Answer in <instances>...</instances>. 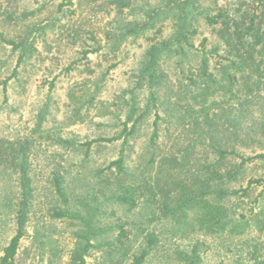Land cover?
I'll use <instances>...</instances> for the list:
<instances>
[{"label":"trees","instance_id":"trees-1","mask_svg":"<svg viewBox=\"0 0 264 264\" xmlns=\"http://www.w3.org/2000/svg\"><path fill=\"white\" fill-rule=\"evenodd\" d=\"M14 1L0 0V21L17 26L13 33L0 31V52H6L0 57V71L9 72L0 81L4 103L9 80L20 82L23 72L34 68L41 54L39 43L49 51V33L56 31L61 37L68 36L72 44L79 40L78 52L84 59L79 64L85 76L67 93L69 123L85 121L94 109L117 129L110 137L80 144L71 137L54 135V144L72 152L84 146L85 160L92 143L120 140L116 157L93 173L101 198L93 195L92 201H82L83 213L69 210L61 173L55 171L48 179L63 203L52 215L77 219L82 225L69 264H86L92 248L125 249L123 225H118L113 240L92 241L109 232L110 227L101 222L103 206L109 201L128 208L143 203L150 220L163 222L180 239L200 235L215 240L231 251V264H264L262 243H253L249 236L264 232V202L258 199L262 191L254 193L264 181L250 177L242 184L250 162L264 163V0H251L234 12L221 6L201 7L199 0H159L139 7L135 0H108L113 15L105 22L100 39L92 32L88 38L81 37L71 19L73 10L63 9L62 4L55 15L33 20L45 4L17 11ZM97 1L84 0L83 4ZM166 18L172 21V32L148 45L129 74V85L112 102H100L105 73L93 75L88 54L115 55L123 44L133 43ZM197 18L212 27L215 42L209 48L204 45L205 37L200 48L192 43ZM167 59H173L171 71L164 65ZM78 61L71 62L67 70ZM48 100L38 113L37 129L48 113ZM151 116L150 135L133 165V144L143 136L141 128ZM29 144L0 138V166L16 172L20 188L16 231L2 248L0 264H18L15 255L31 197ZM194 239L187 249L177 252L182 264H201L205 241ZM156 241L152 232L147 233L145 245L129 264H142Z\"/></svg>","mask_w":264,"mask_h":264},{"label":"rangeland","instance_id":"rangeland-1","mask_svg":"<svg viewBox=\"0 0 264 264\" xmlns=\"http://www.w3.org/2000/svg\"><path fill=\"white\" fill-rule=\"evenodd\" d=\"M107 1L99 0L96 3L83 4L84 0H16L13 5L18 11L22 8L36 9L45 4L40 11L36 12L33 17L35 20L55 15L57 7L62 4L63 9L73 10L71 19L74 26L79 27L81 37L88 38L92 32L100 39L105 22L113 15ZM158 1L135 0V5L139 7L145 4L144 2L155 5ZM250 1L199 0V4L201 7L212 10L215 6H221L234 12L244 8ZM196 25L197 33L191 38L194 47L200 48L204 37L206 38L205 47H211L215 42L212 27L204 24L201 18H197ZM16 28L17 26H7L0 21V31L4 33H13ZM172 29V21L166 18L158 21L154 28L144 32L133 43L123 44L115 55L104 56L102 51L89 53V64L95 69L93 75L105 73V82L99 94V101L105 104L112 102L121 89L129 85V74L139 64L148 45L159 37L168 36ZM49 37L50 50L46 51L44 45L39 43L38 48L41 54L34 68L23 72L20 82L9 80L5 103L0 85V106H2L0 138L30 143L31 197L27 205L24 235L19 241L15 255V261L18 264H69L71 251L77 241L76 235L80 232L82 225L77 219L57 218L52 215L53 209L62 208L63 203L54 193L48 179L55 171L61 173L64 177L69 210L83 213L84 210L80 204L82 201L87 203L92 201L93 195L101 198L99 181L93 175L94 171L98 167H104L116 157L117 143L120 141L92 143L88 158L85 160H82L84 146L72 152L54 144L52 139L54 135L71 137L80 144L98 137H110L117 128L109 126L110 120L99 117L94 109L90 111L85 121L69 123L66 118L67 93L84 78V72H81L82 65L79 64L84 59L78 52L79 40L72 44L68 36L61 37L56 31L50 32ZM2 45L0 40V49ZM5 54L6 52L1 51L0 57L4 58ZM76 59L80 60L73 64L76 68L67 70L66 67ZM172 61L173 59H167L164 62L169 70L174 68ZM196 62L197 59L193 56L191 63ZM8 74V70H1L0 81ZM47 100L48 113L40 129H37L38 113ZM152 118L151 116L142 126L140 133L143 136L133 144L134 150L131 156L133 165L138 163L136 155L140 153L148 140ZM161 135H164L163 131ZM250 177H259L264 181V163L257 159L250 162L242 184L245 185ZM260 191L262 194L258 199L259 203H263L264 185L255 187V194ZM19 201L20 188L16 172L0 166V255L2 248L16 231ZM103 210L101 222L110 227L109 232L92 241L113 240L119 233L118 225H123L127 235L124 239L126 247L122 248V251L114 252L107 247L92 248L85 257L86 264H129L132 255L145 245V236L149 232L155 235L157 241L142 264H182L177 257V252L187 249L188 244L196 237L205 241L204 251L201 252V264L232 263L231 251L213 239L203 238L200 235L185 239L172 236L163 222L156 219L150 220L148 209L141 202L134 208H128L109 201L103 206ZM249 236L253 239L251 240L253 243L257 245L262 243L260 246L264 253V232H253Z\"/></svg>","mask_w":264,"mask_h":264}]
</instances>
